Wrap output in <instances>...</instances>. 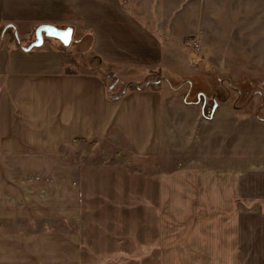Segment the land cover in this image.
Returning a JSON list of instances; mask_svg holds the SVG:
<instances>
[{"label": "crops", "instance_id": "obj_1", "mask_svg": "<svg viewBox=\"0 0 264 264\" xmlns=\"http://www.w3.org/2000/svg\"><path fill=\"white\" fill-rule=\"evenodd\" d=\"M181 1L187 0H0V220L82 221V177L60 151L83 139L119 134L135 152L131 164L150 177L159 175L139 188V203L148 212H139L140 227L129 238L109 232V247L93 243L90 250L81 230L6 234L0 226L4 260L264 264V213L260 207L244 211L238 203L264 201V170L186 165L164 173L159 162L165 124L177 121L173 104L142 88L108 97L100 64L118 75L134 69L137 76L158 67L161 77L177 75L172 70L178 63L186 65L184 40L203 41L205 34L194 33L193 5L187 16H178ZM219 6L221 14H234V20L220 24V50L264 44V15L256 16L264 14V0H219ZM42 25L72 29L70 45L44 37L42 47L24 51ZM73 42L83 50L90 43L97 67L93 64L90 72L69 68ZM235 201L237 211H232ZM124 215L131 220L130 213L113 216Z\"/></svg>", "mask_w": 264, "mask_h": 264}, {"label": "rangeland", "instance_id": "obj_2", "mask_svg": "<svg viewBox=\"0 0 264 264\" xmlns=\"http://www.w3.org/2000/svg\"><path fill=\"white\" fill-rule=\"evenodd\" d=\"M192 5L189 15L195 24L194 33L203 31L205 34L203 41L200 39V50L187 45L196 36L186 38L185 54L180 53L185 56L186 65L176 64L172 71L178 73L174 76L161 77L158 67L142 76L135 75L134 69L128 70L131 75H123L126 70H121L118 75L100 64L105 69L101 73L108 97L129 96L139 87L160 95L170 106L173 104L177 119L173 122L178 125L165 124V154L159 162L164 173L186 165L213 169L238 166L245 172L264 170V44H238L228 51L220 50V24L234 20V14H221L219 0H187L179 3L178 16H187L188 7ZM34 40L33 35L31 41ZM72 44L67 58L71 70L90 72L93 64L97 67L91 57L90 43L84 50L80 43ZM196 106L199 109H192ZM60 153L65 155L63 159L77 167V177H82V182L81 179L78 181L84 192L83 220L78 223L0 220L6 234L81 230L84 246L92 250L93 243L103 249L109 247V232L113 238L116 233L126 234L129 238L132 230L139 229V212H148L139 203L140 186L146 179L151 182L159 175L150 177L149 173L131 164L135 152L121 135L113 134L105 140L83 139L62 148ZM239 202L244 211L260 207L264 213L261 199ZM236 203L232 211H237ZM116 213H130L131 220L127 215L116 220L113 216ZM112 245L114 248L115 243ZM2 254L0 247V264H14L4 260Z\"/></svg>", "mask_w": 264, "mask_h": 264}, {"label": "water", "instance_id": "obj_3", "mask_svg": "<svg viewBox=\"0 0 264 264\" xmlns=\"http://www.w3.org/2000/svg\"><path fill=\"white\" fill-rule=\"evenodd\" d=\"M72 34V29L60 30L51 25L39 26L35 30V41L32 42L27 48H24V51L30 52L33 49L42 47L44 44V37L57 39L63 44V46L68 47L72 40ZM137 89L141 90L139 87ZM204 104H206V100H204Z\"/></svg>", "mask_w": 264, "mask_h": 264}, {"label": "built area", "instance_id": "obj_4", "mask_svg": "<svg viewBox=\"0 0 264 264\" xmlns=\"http://www.w3.org/2000/svg\"><path fill=\"white\" fill-rule=\"evenodd\" d=\"M187 45L193 49V50H200L201 48V43H200V39L199 38H193V39H190L188 42H187Z\"/></svg>", "mask_w": 264, "mask_h": 264}]
</instances>
